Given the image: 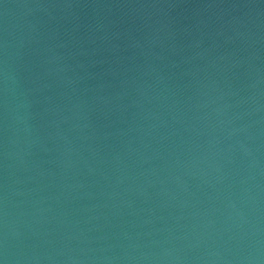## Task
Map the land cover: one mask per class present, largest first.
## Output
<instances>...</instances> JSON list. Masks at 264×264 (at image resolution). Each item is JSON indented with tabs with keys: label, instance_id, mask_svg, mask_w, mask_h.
<instances>
[{
	"label": "water",
	"instance_id": "obj_1",
	"mask_svg": "<svg viewBox=\"0 0 264 264\" xmlns=\"http://www.w3.org/2000/svg\"><path fill=\"white\" fill-rule=\"evenodd\" d=\"M0 264H264V0H0Z\"/></svg>",
	"mask_w": 264,
	"mask_h": 264
}]
</instances>
